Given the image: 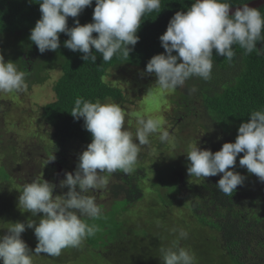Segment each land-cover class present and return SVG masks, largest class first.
Here are the masks:
<instances>
[{
  "label": "clouds",
  "instance_id": "clouds-1",
  "mask_svg": "<svg viewBox=\"0 0 264 264\" xmlns=\"http://www.w3.org/2000/svg\"><path fill=\"white\" fill-rule=\"evenodd\" d=\"M92 4L93 0H40L41 17L31 30L30 40L43 54L56 51L60 47L59 34L64 33L69 37L64 46L82 53L81 59L86 62H96L92 49L102 55L105 63L117 53L127 58L139 41L137 31L142 17L158 10L161 0H95L92 22L81 25L76 19L75 26L69 28L68 18L78 17ZM229 10L230 4L224 0H194L186 12L174 14L159 37L164 52L154 55L145 69L155 74V84L161 90H174L194 76L209 80L213 50L229 61L235 56L234 45L244 49L245 54L254 50L257 55L264 54V48L256 47L257 41L264 40V14L247 4L232 15ZM93 33L97 35L94 37ZM25 88V73L14 62H5L0 54V91ZM70 114L77 120L83 118L84 128L91 133L92 140L80 154L75 173H65V179L60 182V187H67L68 191L53 197L55 185L36 179L27 183L19 196V206L25 211L33 216L43 213L38 224L31 220L27 223V228H34L37 255L58 256L62 249L79 246L85 238L94 236L97 225L86 223L83 217L99 219L102 210L93 197L84 193L106 186L102 173L131 172L138 159L139 146L149 143L151 134L160 132L161 142L169 140L168 131L161 130V121L147 116L137 118L135 141L138 143L135 142L133 133L124 127L125 112L115 102H92L77 97ZM241 153L239 165L264 182V109L252 111L240 124L235 142L224 143L215 153L197 144L191 145L187 173L203 179L222 174L217 187L225 195H231L246 179L231 170ZM25 230L24 223L16 222L5 235H0L3 264H33L32 252L21 238ZM187 235V231L179 230L172 246L160 249L162 264H195V254L179 245V240Z\"/></svg>",
  "mask_w": 264,
  "mask_h": 264
},
{
  "label": "trees",
  "instance_id": "trees-1",
  "mask_svg": "<svg viewBox=\"0 0 264 264\" xmlns=\"http://www.w3.org/2000/svg\"><path fill=\"white\" fill-rule=\"evenodd\" d=\"M250 1L252 0H224L230 6H238ZM39 2L40 0H0V54L3 57L9 56L7 59L14 62L18 70L25 73V81L34 83L43 82L42 80L48 76L46 70L60 67L62 73L53 86L56 99L41 106L39 113L56 138L57 144L54 150L59 157L55 160L63 168L62 174L65 176L64 165L71 150L70 145L79 142L87 147L92 140L91 133L84 128L83 118L77 120L70 114L75 99L82 97L92 102L97 100L103 102L107 99L116 102L127 100L124 90L128 92V87H133L135 83L128 85L125 89L124 85L120 84L121 80L117 77L112 81L111 75H116L114 71L122 66L125 67L127 73H135V79L140 73L146 74L145 69L149 60L154 55L164 52L159 37L166 31L170 19L176 12H186L194 0H161L158 10L145 13L142 17L140 28L137 31L139 41L129 57L126 58L117 53L111 61L105 63L102 55L92 49L97 56L95 64L81 59L82 53L66 48L64 41L69 37L64 33L59 34L60 47L56 51L48 50L43 54L39 52L37 46L30 40L31 30L41 17ZM94 8L95 0L78 17H69L68 27H74L76 19L81 25L91 23ZM256 9L264 14V4ZM96 35L93 33L94 37ZM262 38H264V31H262ZM256 47L257 49L264 48V40L257 41ZM233 48L235 56L232 61L216 55L213 50V68L209 80L205 81L194 76L186 80L183 87L179 86L170 90L176 92L172 104H180L182 108V114H178L176 118H187L193 115L199 123H195V126L199 125L203 128V137L202 131L199 130L201 133L194 134V138L191 137L190 140L198 141V147L210 149L213 153L220 150L224 143L235 142L240 124L248 119L252 111L264 109V54L257 55L255 50L251 54H245L244 49L238 45H234ZM14 55H17L16 59ZM42 60H47L52 64L50 68L42 66L43 75L37 68ZM38 74H41V78L37 81L32 80ZM145 95H147L146 91ZM178 99L182 101L178 103ZM199 109L203 110L201 117H197ZM27 123L32 122L27 120ZM242 155L243 153L239 154L236 165L231 170L239 172L246 179L243 185L237 186L231 195H225L217 187L222 174L190 181L184 177V170L180 167L176 169V174L171 176L173 182L170 181L169 184L166 183L164 171L158 167L156 169V165L153 164L133 166L129 173L117 170L110 176H104L108 183L106 188L108 196H111L109 198L111 204L105 207V210L110 209L107 213L111 214L97 220L84 218L86 223L97 225L98 231L94 236L87 237L81 242V256L75 264H103L102 262L105 261L102 259H109L114 252L119 253V240L128 241L130 245L132 237L130 232L125 231L127 221L121 219V216L126 215L124 211L126 208L137 206L135 204H138L143 197L141 180L149 172L153 173L151 175L152 185L166 194L163 198L166 211L172 210L176 201L180 202L186 198L197 221L217 234L218 246L223 249V264H264V182H261L255 174L249 173L246 167L239 165ZM52 165L57 169L54 163ZM12 168L2 167L7 177L0 181L9 180L4 184L1 183L3 186L0 184L2 195L9 193L5 194V186L16 184L20 187L18 192L21 193L28 183L27 179H25L26 182L20 183V180L24 181L23 177L14 178L10 171ZM29 178L40 179V174L37 172ZM51 179L52 176L49 181ZM52 184L56 186L55 183L52 182ZM67 191V187H64L62 196ZM93 192L94 189H90L84 194L90 196ZM114 200L124 203L118 213L112 211ZM100 204L106 205L105 202ZM14 208L11 209L8 203L0 199V210L9 217L7 229L12 223L25 224L33 217L37 219V215L33 216L31 212L25 211L22 207L14 206ZM127 215L128 219L132 220L129 214ZM174 228L175 226L166 227V231L171 232L168 238H174L172 234ZM1 233L5 235L2 231ZM145 234L147 235L148 232L145 231ZM140 241L141 239L138 241L139 249ZM187 243L190 242L183 239L181 247L185 248ZM129 249L123 250L121 255L129 257L133 255L135 248L130 247ZM29 250L33 252L32 249ZM198 250L202 251L201 248ZM132 259L131 257L130 260ZM159 264H162V261Z\"/></svg>",
  "mask_w": 264,
  "mask_h": 264
},
{
  "label": "rangeland",
  "instance_id": "rangeland-1",
  "mask_svg": "<svg viewBox=\"0 0 264 264\" xmlns=\"http://www.w3.org/2000/svg\"><path fill=\"white\" fill-rule=\"evenodd\" d=\"M8 57L7 55L4 56L5 62L10 61L7 59ZM14 58L16 59L17 55H14ZM42 66H48L50 68L52 64L47 60H42L41 64H38V71L43 75L44 70ZM114 72H116V75H111L112 81L118 77L121 80L120 84H123L125 89L128 85L135 84L131 88L128 87V92L124 90L127 100L116 102L115 100L107 99L101 103L115 102L122 107L125 112L124 127L133 133L134 141L138 127V117L152 116L153 118L159 119L161 121V130L168 131L169 133V140L167 142H161L159 139L160 132L151 134L148 138L149 143L139 146L138 159L134 166L156 165V169L158 167V169L161 168L164 171L167 184L172 181L171 176L176 174V169L179 167L184 170V177L190 181L201 180L202 178L191 177L187 173V167L190 164L187 153L191 145L198 143V141L190 140L191 137L194 138V134L199 135L201 133L199 130L202 131L203 137V128L199 125L197 127L195 126V123H199L193 115L187 118H176L178 114H182L181 105L172 104L174 103L172 100L176 92L170 90L164 91L158 86H155L157 79L155 74L140 73L138 78L135 79V73H127L123 66L119 69L117 68ZM61 73L60 67L48 69L46 70L48 76L42 80L43 82L34 83L33 81L27 80L26 88L21 91H0V179L7 177L2 167L12 168V166L13 168L10 171H12L14 178L20 176L25 180L32 173L36 174L38 172L40 174V180L44 179L49 181L50 176H52V182L56 183L54 188L56 192L53 191V197L62 196L63 188L60 187V182L65 179V176L62 174L63 168L55 160L59 157L54 150L57 144L56 138L43 122L39 110L41 106L56 99L53 86ZM41 74L34 76L32 80H39ZM145 91L147 95H145ZM177 101L179 103L182 100L178 99ZM202 115L203 110L199 109L197 117H201ZM31 117L35 118L36 122ZM27 120L32 123L28 124ZM167 128L168 130H166ZM135 142L138 143V141ZM86 148L85 145H81L79 142L70 145L71 150L67 155L64 165L66 173H75L74 171L79 163V156ZM53 163L58 169H55L52 165ZM152 174L149 172L141 180L142 191L144 193L143 198L139 200L138 204H135L137 206L126 208L124 210L126 215L121 216V219L127 221L125 223V231L127 233L130 232L132 242L129 245L128 241L119 240V253L114 252L112 257H110L109 253L110 258L102 259L105 261L102 263L159 264L162 261L160 249L172 246L178 238L179 232L177 231L183 229L188 233L187 238L184 239L190 242L186 244L185 248L195 254L196 261H200V263L196 264H202V262L204 264H223V249L218 246L217 234L208 227H203L197 221L192 214L190 206L188 205V199L186 200V198L180 202L176 201L173 209L166 211V204L163 200L166 194L152 185ZM101 175L105 177L110 176L109 173H102ZM10 178L13 177L10 176ZM51 180L49 181L50 183H52ZM5 182H9V180L0 181V184H4ZM11 183H13V180H11ZM107 186L108 183L106 186L94 189V192L90 194L96 204L102 208V216L105 217L111 214L107 213L110 209L105 210V207H109L111 204V201H109L111 196H108ZM166 186L168 187V185ZM19 188L16 184L5 186V194L9 193L7 195L3 194L0 197L2 201L9 204L11 209H15L14 206L21 207L19 206ZM104 202L106 205L100 204ZM113 202L112 208L114 210L112 211L118 213V211H121L124 203L116 200ZM127 214H129L132 220L128 219ZM42 216L43 213H38L37 219L35 220L33 217L31 220L38 224ZM28 222L25 223L26 230L21 235V238L25 241L28 248L33 250L32 253H35L38 241L34 234V228H27ZM8 224L9 217L0 210V235H3L1 231L4 234L7 233ZM167 226H175L172 229L174 238H168V234L171 232L166 231ZM145 231L148 232L147 235ZM176 232L177 234H175ZM140 239L139 249L138 241ZM179 245H183V239L179 240ZM130 247L135 248L134 252H132L133 255H130V257L121 255L123 250L129 249ZM200 248L202 251L198 250ZM80 252V245L77 246V249L68 246L62 249L58 256H51L44 253H41V255L33 254L32 260L33 264H75V261L81 256ZM135 253L136 255H134ZM131 257L133 258L132 260H130ZM0 264H3V262L0 261Z\"/></svg>",
  "mask_w": 264,
  "mask_h": 264
},
{
  "label": "water",
  "instance_id": "water-1",
  "mask_svg": "<svg viewBox=\"0 0 264 264\" xmlns=\"http://www.w3.org/2000/svg\"><path fill=\"white\" fill-rule=\"evenodd\" d=\"M245 4H247L251 8H258L262 4H264V0H252V1H250L248 3H245ZM243 5L244 4H241V5H238V6H230L229 15H232L237 8H242ZM60 171H61V169H60Z\"/></svg>",
  "mask_w": 264,
  "mask_h": 264
},
{
  "label": "flooded vegetation",
  "instance_id": "flooded-vegetation-1",
  "mask_svg": "<svg viewBox=\"0 0 264 264\" xmlns=\"http://www.w3.org/2000/svg\"><path fill=\"white\" fill-rule=\"evenodd\" d=\"M32 120L33 121H35L36 122V119L35 118H32ZM44 122V121H43ZM39 123H41L40 121H39ZM45 124H46V122H44ZM46 126H47V124H46ZM48 128V127H47ZM49 129V128H48ZM49 131H50V129H49ZM57 164H59L58 162H57ZM60 166V165H59ZM58 169V168H57ZM60 169V168H59ZM33 174H35V173H32L31 174V176L33 175ZM15 178H17V177H15ZM18 179H20V176L18 177ZM33 180V178H27V182L29 183L30 181H32ZM22 182H26V180H20V183H22ZM56 184V183H55ZM1 186H3V185H1ZM55 191V190H54ZM0 197H2V194H0ZM2 202H4V201H2Z\"/></svg>",
  "mask_w": 264,
  "mask_h": 264
}]
</instances>
